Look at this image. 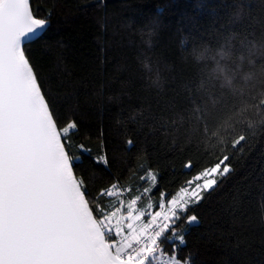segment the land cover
Segmentation results:
<instances>
[{
	"label": "trees",
	"instance_id": "1",
	"mask_svg": "<svg viewBox=\"0 0 264 264\" xmlns=\"http://www.w3.org/2000/svg\"><path fill=\"white\" fill-rule=\"evenodd\" d=\"M30 6L49 21L26 45L42 92L59 128L77 124L69 153L81 155V144L91 150L74 169L87 198L115 211L140 196L144 209L227 154L232 171L190 208L198 223L186 226L178 258L264 264V0ZM100 156L107 166L96 162ZM149 172L157 186L145 195ZM114 183L115 194L100 197ZM171 252L165 242L162 255Z\"/></svg>",
	"mask_w": 264,
	"mask_h": 264
},
{
	"label": "snow or ice",
	"instance_id": "2",
	"mask_svg": "<svg viewBox=\"0 0 264 264\" xmlns=\"http://www.w3.org/2000/svg\"><path fill=\"white\" fill-rule=\"evenodd\" d=\"M48 23L34 14L30 0H0V264H153L165 242L172 245L167 264H189L178 258L186 226L198 223L188 212L231 173L229 155L191 175L175 193L161 191L150 212L135 207L140 196L128 203L126 215L87 198L74 169L91 150L81 144V155L69 153L68 134L77 124L58 127L27 55L26 45ZM96 162L108 163L105 156ZM184 168L190 170L191 162ZM148 177L152 187L145 195L157 186L158 175ZM116 188L99 195L111 197Z\"/></svg>",
	"mask_w": 264,
	"mask_h": 264
},
{
	"label": "rangeland",
	"instance_id": "3",
	"mask_svg": "<svg viewBox=\"0 0 264 264\" xmlns=\"http://www.w3.org/2000/svg\"><path fill=\"white\" fill-rule=\"evenodd\" d=\"M130 202V201H129ZM128 202V203H129ZM128 203L127 204H124L123 206H121L119 209H121V212L123 213V214H125L126 215V213H127V205H128ZM135 207L136 208H138V206H137V204L135 205ZM138 209H140V208H138ZM141 210H144V211H146V212H150L151 211V209H149L148 208V206H146V208H144V209H141ZM158 210V209H157ZM145 218H143L142 217V220H144ZM113 223L115 224L116 223V220L114 219L113 220ZM113 235H114V232H113ZM118 239V238H117ZM158 256H159V258H161L162 256H164V255H162V254H160L159 252H158ZM156 261V260H155ZM154 261V262H155ZM153 262V263H154Z\"/></svg>",
	"mask_w": 264,
	"mask_h": 264
},
{
	"label": "built area",
	"instance_id": "4",
	"mask_svg": "<svg viewBox=\"0 0 264 264\" xmlns=\"http://www.w3.org/2000/svg\"><path fill=\"white\" fill-rule=\"evenodd\" d=\"M168 256L164 255L161 258L157 259L153 264H167Z\"/></svg>",
	"mask_w": 264,
	"mask_h": 264
}]
</instances>
